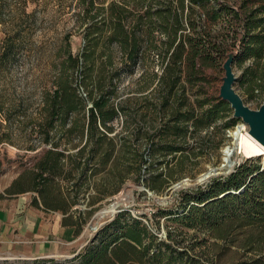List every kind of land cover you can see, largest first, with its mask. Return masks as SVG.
Here are the masks:
<instances>
[{
	"label": "trees",
	"instance_id": "trees-1",
	"mask_svg": "<svg viewBox=\"0 0 264 264\" xmlns=\"http://www.w3.org/2000/svg\"><path fill=\"white\" fill-rule=\"evenodd\" d=\"M97 1L81 0V51L73 56L65 40L61 76L53 91L41 94L37 111L20 114L21 105L0 94V146L11 143L13 113L38 139L25 149L36 152L33 162L22 164L7 192L32 193L31 205L44 211L77 214L76 233L131 175L138 182L147 172L144 187L163 192L176 179H166L162 166L170 171L175 161L197 156L187 140L203 145L211 125L225 118L223 128L235 126L239 120L213 91L212 74L231 52L239 63L264 56V0ZM13 41L0 37V74L14 58ZM66 67L80 75V86ZM139 69L144 112L133 110L130 120L131 98L119 100V84ZM147 114L159 125L142 132L136 122ZM158 155L162 161H149ZM143 217L119 211L65 264H219L196 245L180 247L176 238L226 229L253 253L232 264H264V156L179 192L173 209L158 208L146 222ZM153 225H164L166 240Z\"/></svg>",
	"mask_w": 264,
	"mask_h": 264
},
{
	"label": "rangeland",
	"instance_id": "rangeland-1",
	"mask_svg": "<svg viewBox=\"0 0 264 264\" xmlns=\"http://www.w3.org/2000/svg\"><path fill=\"white\" fill-rule=\"evenodd\" d=\"M100 1L108 3L113 0H98L97 2ZM80 2L81 0H0V37L14 39V58L7 65V70L0 74V94H3L8 101L20 104V114L30 115L37 111L41 105V94L44 91H53L57 86L61 76V63L66 60V53L63 51L65 50V40H68L73 56L80 53L83 44L82 29L79 27L82 16ZM146 63L149 64L151 61L147 60ZM66 68L75 86H80V75L69 67ZM247 68L249 70L246 72ZM233 71L237 77L234 84L235 91L246 106L257 110L264 102V56L258 61L253 59H246L241 63L236 61L233 64ZM140 74L141 70L139 69L135 75L123 77L119 84V100L131 98V101L127 102L131 104L129 105L131 110L128 111L132 116L130 120L135 119V110H138L141 115L144 112L142 111L145 106L143 96L147 93L144 95L138 93L141 82H137V80ZM222 77V69L212 74V87L216 94L219 92ZM79 92L84 95L83 88L79 87ZM146 97L153 101V98H148V95ZM88 105L90 106V104ZM228 119L216 121L211 125L203 145L191 139L187 140L190 146L195 147L197 154L192 161H175L170 165V171L162 166L159 171L164 174L166 179L170 175L176 179L163 192H150L144 187V179L149 176L147 172L141 173L143 180L140 179L138 182H135V177L131 175L119 193L97 205L98 209L86 225L87 236L92 238L100 227L112 220L121 210L128 211L135 217L144 215L146 217L141 220L146 222V218H150L158 208L173 209L179 192L196 189L207 184L208 182L197 187L185 186L176 191H170L174 185L180 182L189 181L188 184H191V181L206 170L219 167L223 163L222 152L231 145L230 135L237 126L242 125V122L239 121L231 128H223L224 122ZM11 122L13 123L9 131L11 143L0 146V186L15 179L22 169V164L33 162L32 158L36 152H27L25 149L28 145L38 143V139L30 134L32 127L30 124L18 126L14 113L11 116ZM122 123L121 120L117 122L115 128L120 130ZM136 123L142 132L159 125L158 119H152L151 114H147L146 121L140 120ZM127 134L128 131H124L123 135ZM171 157H166V160H171ZM155 160L162 161L163 157L159 156V158L149 161L154 162ZM243 160L237 156L231 159L236 166ZM115 202L119 205L113 213L101 217L96 216L99 212L110 208V205ZM153 227L157 236L161 240H166L167 229L164 225H161L160 228H156V225ZM225 231L229 232V235ZM225 231L209 235H193V231H190L188 237L176 239L183 241L180 247L196 245V252H204L208 256L216 258L219 264H232L238 260L252 257L253 253L247 247H240L242 241H235L240 236L235 239L232 232L227 229Z\"/></svg>",
	"mask_w": 264,
	"mask_h": 264
},
{
	"label": "crops",
	"instance_id": "crops-1",
	"mask_svg": "<svg viewBox=\"0 0 264 264\" xmlns=\"http://www.w3.org/2000/svg\"><path fill=\"white\" fill-rule=\"evenodd\" d=\"M13 180L0 186V264L68 263L90 241L89 221L76 233L77 214L32 206V193L7 192Z\"/></svg>",
	"mask_w": 264,
	"mask_h": 264
},
{
	"label": "water",
	"instance_id": "water-1",
	"mask_svg": "<svg viewBox=\"0 0 264 264\" xmlns=\"http://www.w3.org/2000/svg\"><path fill=\"white\" fill-rule=\"evenodd\" d=\"M236 52H231L226 56V60L222 65L223 77L221 79V86L219 88L218 97L226 102L230 109L233 112L232 118L239 120L246 128V136L258 146L264 149V102L260 105L257 110H252L244 104V101L240 95L235 91L234 84L237 81V77L233 71V64L235 62ZM240 126H237L235 131H239ZM235 131L233 134H235ZM232 142L229 147H232L230 150V155L233 154V149H237V157L241 159L254 158L258 156H264V154L257 156H246L244 152V147L240 149L239 140L236 135H230ZM247 147V146H246ZM224 155V151L222 152ZM222 164L219 167L208 169L202 175L195 178L191 181V184H188L189 181H183L174 185L170 191H176L179 188L185 186L197 187L209 182L210 179L217 176H227L234 170L236 164L229 160V158L222 159ZM225 170V172H223ZM119 203H113L110 205L114 210L118 207ZM102 212V211H101ZM101 212L96 216L101 217Z\"/></svg>",
	"mask_w": 264,
	"mask_h": 264
},
{
	"label": "bare ground",
	"instance_id": "bare-ground-1",
	"mask_svg": "<svg viewBox=\"0 0 264 264\" xmlns=\"http://www.w3.org/2000/svg\"><path fill=\"white\" fill-rule=\"evenodd\" d=\"M245 131H246V128L242 124L240 126L239 131H235V134L232 133V135L237 136V139L239 140V144H240V149H242V147H244V152H245L246 156H257V155L264 154V149L262 147L258 146L255 142L251 141L246 136ZM231 148L232 147H229V148L226 147V149H224V155H223L224 158H229L230 161L234 156H237V149H233V154L229 156ZM113 212H114V209L111 207L110 208L108 207L101 212L100 216H105V215L111 214Z\"/></svg>",
	"mask_w": 264,
	"mask_h": 264
}]
</instances>
